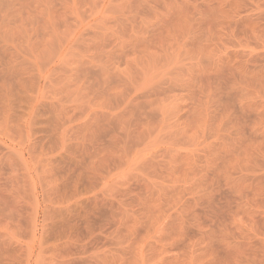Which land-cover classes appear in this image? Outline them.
<instances>
[{"label": "rangeland", "instance_id": "rangeland-1", "mask_svg": "<svg viewBox=\"0 0 264 264\" xmlns=\"http://www.w3.org/2000/svg\"><path fill=\"white\" fill-rule=\"evenodd\" d=\"M0 264H264V0H0Z\"/></svg>", "mask_w": 264, "mask_h": 264}]
</instances>
